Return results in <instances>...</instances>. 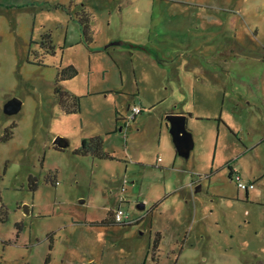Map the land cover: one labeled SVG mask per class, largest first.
<instances>
[{"label":"rangeland","instance_id":"374dc122","mask_svg":"<svg viewBox=\"0 0 264 264\" xmlns=\"http://www.w3.org/2000/svg\"><path fill=\"white\" fill-rule=\"evenodd\" d=\"M95 137L112 159L74 154ZM0 261L264 264V0H0Z\"/></svg>","mask_w":264,"mask_h":264},{"label":"trees","instance_id":"16d2710c","mask_svg":"<svg viewBox=\"0 0 264 264\" xmlns=\"http://www.w3.org/2000/svg\"><path fill=\"white\" fill-rule=\"evenodd\" d=\"M90 22L91 18L90 15L85 13V11H82L79 16V24L81 26L82 34L87 42H91V30H90ZM68 71V72H66ZM77 75V71L73 66L68 67L66 70L60 72L59 76L57 77V81H63V80H69L74 78ZM55 93L60 97V106L62 109L65 108V101L72 100V108L70 110H66L67 113H75L78 110V100L75 98H71L67 93L60 91L59 89L55 90ZM11 132H8V134L3 138V141H7L11 138ZM74 154L79 156H91L93 158L97 159H112V156H110L108 153L103 151L102 148V140L99 137L90 138V139H84L81 142V147L74 151ZM37 187L36 181L31 179V189L35 190ZM102 227H108L112 225H122L127 226L129 223L125 222L122 224H116L112 219H105L101 223L97 224ZM48 263V261L46 262ZM0 264L1 261H0Z\"/></svg>","mask_w":264,"mask_h":264},{"label":"water","instance_id":"95a60500","mask_svg":"<svg viewBox=\"0 0 264 264\" xmlns=\"http://www.w3.org/2000/svg\"><path fill=\"white\" fill-rule=\"evenodd\" d=\"M22 102L19 99L9 100L3 107L5 116H14L20 112ZM187 117L184 114L169 113L165 117L168 132L172 138L173 145L179 157L187 160L194 148V142L191 133L186 127ZM68 141L62 137H56L53 141V146L59 150H64L68 147ZM26 208V207H25ZM139 210L144 209V205H138Z\"/></svg>","mask_w":264,"mask_h":264},{"label":"built area","instance_id":"2783aa9c","mask_svg":"<svg viewBox=\"0 0 264 264\" xmlns=\"http://www.w3.org/2000/svg\"><path fill=\"white\" fill-rule=\"evenodd\" d=\"M142 112V110L138 107H134L131 111V119H134L136 116L140 115ZM238 188L239 189H243L245 191H248L250 189L253 188V185L252 184H244V183H241V182H238L237 184ZM129 220V215L126 214L123 210H121L120 208L116 209L113 211V221L114 223L116 224H122V223H129L128 222Z\"/></svg>","mask_w":264,"mask_h":264},{"label":"crops","instance_id":"0c3cea01","mask_svg":"<svg viewBox=\"0 0 264 264\" xmlns=\"http://www.w3.org/2000/svg\"><path fill=\"white\" fill-rule=\"evenodd\" d=\"M169 113H174V114H184V115L187 114V113L182 112V111L171 110V111H169V112H164V115H167V114H169Z\"/></svg>","mask_w":264,"mask_h":264}]
</instances>
